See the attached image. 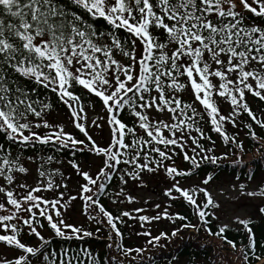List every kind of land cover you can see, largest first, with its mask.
<instances>
[{
  "label": "snow or ice",
  "instance_id": "1",
  "mask_svg": "<svg viewBox=\"0 0 264 264\" xmlns=\"http://www.w3.org/2000/svg\"><path fill=\"white\" fill-rule=\"evenodd\" d=\"M57 105L82 138L54 117ZM106 127L101 144L92 129L102 138ZM257 128L264 133V0H0V264H156L153 253L185 230L216 250L213 264H264L255 231L264 172L244 159L241 139L264 161ZM78 154L99 159L95 173ZM226 166L234 174L221 181ZM149 178L166 185L155 215H114L102 203H138L129 187ZM245 201L251 211L236 214ZM177 202L191 216L170 212ZM162 219L173 227H145ZM128 221L145 229L136 233L145 246L124 244L117 222ZM91 239L106 240L107 253L79 246ZM169 264L200 262L173 255Z\"/></svg>",
  "mask_w": 264,
  "mask_h": 264
},
{
  "label": "trees",
  "instance_id": "2",
  "mask_svg": "<svg viewBox=\"0 0 264 264\" xmlns=\"http://www.w3.org/2000/svg\"><path fill=\"white\" fill-rule=\"evenodd\" d=\"M185 98L188 99L189 97L186 96ZM252 107L254 110L259 111L256 103L253 102ZM221 108H222V111L224 112V114H227L226 110H228V111L230 110V108L227 104H222ZM65 112H66V109H64V107L62 105H57V112L54 113V117L57 119L58 116H66ZM227 128H228L229 132H235L236 131V129H233L231 127V125H228ZM257 132L260 133L259 128H257ZM73 133L82 138V134H80L78 131H74ZM208 134L211 135L213 137V139L217 140L218 151H223L222 142L219 140L217 134L214 132H209ZM260 134L264 135V133H260ZM241 139L245 140V146H246V148L249 149L248 154L244 157V159L248 160V161H252L253 167L257 170V172H264V161H261L260 159L257 158L258 153L256 152V147L254 146L255 142L250 141L249 139L245 138L243 133L241 134ZM72 158L73 157L71 156V154H68L65 157V159H72ZM78 158L81 159L82 161L86 159V165L92 166L91 161H92V159H94L93 157L85 158L84 156L78 154ZM66 167H68V171L71 172L70 167L69 166H66ZM240 171H241L240 169H237L236 170L237 174ZM233 174H234L233 169L231 167H227V166H226L225 171L223 173H219V175L221 177V181L225 177H230ZM72 178L75 179V177H72ZM76 181L77 182L80 181V178L76 179ZM80 182H82V181H80ZM131 188H132V186L129 187V191ZM73 193L75 194V192H73ZM76 203H78V205H79V202H76ZM102 203L105 205V207L108 210L113 212L114 215L118 214V212L120 210L129 209L128 207L127 208L125 207V204H123V205L112 204L111 200L107 199V198L102 199ZM169 211L172 213L179 212V213L191 216L190 210L186 206L181 205L180 202H177L176 207H173ZM125 219L127 220V218H125ZM193 222H195L194 218H193ZM82 223H84L85 226H90L93 230H95V228H96V225H94V224L88 225L86 220ZM164 223L167 226L163 224L162 230L160 229L161 231L168 230L167 227H169V230L173 227L172 223L168 220H166ZM78 224H80V223H78ZM117 226H118V228H120L121 232L123 233L124 244L126 246H131V247L145 246V238L142 236L136 235V233L145 230L144 228H141L140 223L138 221H128L127 224L117 222ZM145 227L149 228L153 234V229H151V225H146ZM255 231H256L258 241L260 243H264V225L257 223L255 225ZM45 235H47V233H45ZM100 235L106 236L107 231L106 230L102 231L100 233ZM183 235L185 237L184 240L175 241L174 248H171L170 250H166L167 248H165V249H162L160 251H156L153 253L155 255V258H156V264H169V259L173 255L179 256L182 261H188L192 257H195L196 259H198L200 264H213L214 260H216V261L219 260V257L217 256V252L215 249H213L212 247H200V241H202L205 238L202 234L198 235L196 233H190V230H185ZM229 236H230V238L234 239L238 243V245L240 244V242L242 240L244 242H246L244 237L239 232H236L235 230H233V232H231L229 234ZM106 244H107V241L104 239H91V240H88L86 242L85 241L79 242V246L88 247V248L92 249L93 251L99 252L101 255H105L108 251L106 248ZM53 246L59 247V245L56 243H54ZM72 246L77 247L76 244H73Z\"/></svg>",
  "mask_w": 264,
  "mask_h": 264
},
{
  "label": "rangeland",
  "instance_id": "3",
  "mask_svg": "<svg viewBox=\"0 0 264 264\" xmlns=\"http://www.w3.org/2000/svg\"><path fill=\"white\" fill-rule=\"evenodd\" d=\"M228 112L229 111L226 110V113H228ZM94 118H95V113H92L90 111L89 112V119L91 120ZM57 120H58V122L64 124L66 131H69V132L78 131V130L74 129L73 126L68 122V118L66 116H58ZM92 135L95 138H97L99 140V142L102 144L104 142V140H106L108 138L107 127L105 128V131L103 133L102 138L100 137V134L95 129H92ZM99 163H100L99 159H96V158L92 159V161H91L92 166L90 169L92 171V173L96 172L97 166L99 165ZM85 167H86V170H88V166L85 165ZM72 177H75V179L74 178L71 179L70 187L73 190V192H75L77 190L76 188H78V183H77L76 179H78L79 177L74 176V175ZM165 187H166V185L162 179L153 180L151 178L148 179L147 186L144 188H135L134 186H132L130 191L132 192V194L134 196L138 197L139 202L135 203V204H131V205L125 204V207L126 208L128 207L129 209L144 207L148 210L145 213H141V214L153 216L156 214L157 211H160V210L155 209L154 206L156 203H160L162 206H166L167 198L163 197V195H162ZM217 187H218V185H217ZM145 201H149V204L151 205V207H149V205H146L144 203ZM77 208H79L78 203H77ZM246 211H251V207L249 206V203L247 201L242 203L241 208L237 211L236 214L243 216ZM73 220L76 223H82L85 221L84 217L80 216L78 212L73 216ZM165 221L166 220L162 219L159 222L154 221L151 224V229H153V235L158 234L162 230L163 224L166 225L164 223ZM167 228L169 230V227H167ZM174 245H175V241L173 244L169 245V247L166 250H170L171 248H174ZM2 248H3V246L0 245V250H2ZM160 250H162V249H160Z\"/></svg>",
  "mask_w": 264,
  "mask_h": 264
}]
</instances>
